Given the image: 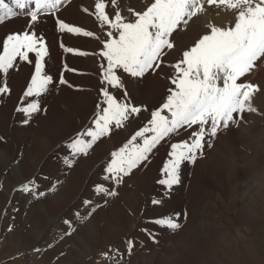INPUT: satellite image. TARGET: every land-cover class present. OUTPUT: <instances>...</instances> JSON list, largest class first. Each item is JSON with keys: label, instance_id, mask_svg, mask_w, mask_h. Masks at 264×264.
<instances>
[{"label": "rangeland", "instance_id": "obj_1", "mask_svg": "<svg viewBox=\"0 0 264 264\" xmlns=\"http://www.w3.org/2000/svg\"><path fill=\"white\" fill-rule=\"evenodd\" d=\"M98 2L105 3L108 11H116L119 8L125 12L123 17L134 20L133 13L146 10L153 0H123L120 4L112 3V0H75L62 14L42 15L47 18L40 21L41 27L50 31L55 27L57 19L70 26L79 27V20L83 18L90 20L95 29V4ZM234 19V12L223 5L210 6L205 3L203 11L189 21L186 28L178 30L170 37L174 41V49L165 57L166 63L176 62L182 50L190 47L201 35L209 33L211 25H234ZM221 20L223 21L220 23ZM7 22L9 21H5L2 26ZM20 30V25H14L11 31ZM44 30L39 34L42 37ZM64 33L67 34L66 40L63 41L64 36L57 38L60 50L62 48L63 52V47L74 50L60 53L59 57L60 64L68 71V77L64 78L66 83H59L62 74L56 78L52 76L56 82L50 84L48 90L40 96L27 99L21 94L19 99L16 98L14 111L32 102L38 103L41 110L30 117L16 111L17 116H12L14 138L13 135L6 138L5 129L0 125V145L6 139L11 141L13 138L12 143L17 150L14 158L5 167L0 162V264H128V259L136 256L148 260L152 252L158 250L161 252H156L159 261L155 264H264V160L257 164L260 168H256L255 175H248L241 182L239 191L233 190L230 178L233 172L228 163L230 155L233 156V151H239L240 146L236 145L237 149L225 136L229 134L230 129L231 134L235 133L240 123H243L246 128L256 129L257 132L250 137L253 144L248 142L252 146H247L252 148L260 143L259 137L264 135V62L262 65L257 64V74L252 75L250 72L247 79V82L254 83L261 89L252 99V105L259 114L244 113L238 124L221 130L217 137H205V147L198 153L197 160L194 163L182 164L180 185L168 190L160 185L159 180L165 178L163 165L170 158V144L190 139L187 133L191 129L161 141L149 154L150 159L144 165L133 169L116 185L111 180L104 179L107 175L104 169L111 162V153L118 151L136 131L147 126L150 111L154 106H159L161 98L166 95V84L169 82L165 80V74L173 70L165 66L159 75L148 74L144 78H131L121 73L125 88H112L101 83L102 70L107 66V62L99 56L108 32L100 42L101 45L96 44L97 48L90 50L82 48L85 41L77 42L80 38L89 37L78 35V38L73 39L70 37L74 33ZM91 33V37L97 42V33ZM0 48L2 52V43ZM81 50L87 55L77 54ZM67 53L73 59L69 65H66L65 60ZM29 57L31 63L33 62L31 74H34L35 53H29ZM80 59L85 63L79 62ZM155 80H160L162 85L158 97V92L151 98L148 96L149 99L138 100L133 97L135 93H131L130 89H136L135 83L140 88L143 84L149 86ZM129 81L132 82L130 88ZM23 84L27 90L26 80ZM8 87L15 88L14 91L19 89L18 84H10ZM102 88L121 100L127 91L131 102L148 111L134 115L120 128L113 126L110 133L101 137L86 156L81 155L73 160L66 145L70 139L92 125L99 110L98 104L106 106L103 105ZM10 91L9 89L8 93L0 94V109L5 113H8L10 106L7 99ZM64 91L84 96L87 103L81 104L80 107L79 99H65ZM73 105H78L74 108L75 116L61 119V122H66L65 125L57 123L59 134L66 138L48 152L43 161H37L38 156L49 148L40 139L36 142L34 134L47 130L45 121L49 115L56 117L58 110L55 107L60 108L63 114L69 111L67 106ZM25 120L28 122L24 123ZM2 121L0 119V123ZM4 125L8 130L12 126L7 123ZM139 141L140 138L137 142ZM262 151L264 153V146ZM243 152L245 153V150ZM1 153L0 151V160L5 159ZM252 153H248V158L241 162L254 166L257 161L255 152ZM210 154L218 161L210 163L212 170L207 172L205 162ZM21 155L26 157L25 170L19 169ZM65 161H73L72 166L68 167ZM218 166L224 168L214 169ZM89 171H92L90 175ZM221 171L224 174L221 175ZM25 184H29L30 189L34 191H21ZM98 186L115 190L118 195L112 197L99 193L96 191ZM158 199H162L163 203H152ZM85 201L89 203L86 204ZM44 202L50 216L44 211ZM37 208L43 209L46 218L52 219L47 225L43 223V239L39 241L36 240L38 232L35 231ZM174 212L180 213L178 222L182 225L175 232L151 223L152 220L161 218L162 214ZM128 240L134 241L130 253L126 245ZM89 245L96 247L90 256L84 251ZM78 248L84 250L79 251ZM82 254L84 258L80 257ZM76 255L81 261L74 257Z\"/></svg>", "mask_w": 264, "mask_h": 264}, {"label": "snow or ice", "instance_id": "obj_2", "mask_svg": "<svg viewBox=\"0 0 264 264\" xmlns=\"http://www.w3.org/2000/svg\"><path fill=\"white\" fill-rule=\"evenodd\" d=\"M115 2L112 0V3ZM63 3L64 0H0V23L20 16L31 21L22 33L8 34L2 40L3 50L0 52V74H7L18 59L28 61L29 53H35V72L24 92L25 97L40 96L54 83L53 77L45 72L44 60L49 55L45 38L32 28L39 17L55 14ZM205 3L223 5L232 10L234 25H211L209 33L201 35L190 47L182 50L176 62L166 63L165 57L174 49V41L170 37L186 28L189 21L203 11ZM95 14L111 29L99 52V56L107 62L102 70V84L119 90L125 88L121 73L131 78H144L148 74L159 75L164 66L173 70L165 74V80L169 82L166 84V95L161 98L160 105L150 111L147 126L140 128L123 147L111 153V162L104 169L107 173L104 179L119 185L133 169L150 159L149 154L161 141L191 129L187 133L190 139L170 144V158L163 165L165 178L159 183L173 190V186L182 183V164L197 160L198 153L205 147V137H217L221 130L238 124L244 113L259 114L252 105V99L261 89L242 78H246L258 61L264 62V0H153L146 10L133 13L134 20L123 17L119 12L114 20H110L105 14V3L98 2ZM55 27L61 33L84 37L93 35L60 19L55 21ZM63 50L74 51L70 47H63ZM77 54L87 55L85 52ZM59 83H66L63 76ZM8 92L5 81L0 86V94ZM101 94L106 106L98 104L99 110L92 125L66 145L73 160L86 156L101 137L110 133L113 126L120 128L134 115L148 111L131 102L127 91L123 100L104 88ZM40 110L36 102L16 108L25 117ZM65 163L71 167L73 161ZM21 191L34 189L25 184ZM96 191L112 197L118 195L117 191L102 186H98ZM152 203L162 204L163 200H153ZM179 218L178 212L162 214L161 218L151 223L175 232L182 227ZM126 245L130 253L134 241L128 240Z\"/></svg>", "mask_w": 264, "mask_h": 264}, {"label": "bare ground", "instance_id": "obj_3", "mask_svg": "<svg viewBox=\"0 0 264 264\" xmlns=\"http://www.w3.org/2000/svg\"><path fill=\"white\" fill-rule=\"evenodd\" d=\"M120 1H123V0H116L117 4H120L121 3ZM74 2H75V0H64V3L62 4V6L58 9V10H60V9H63V10H60V11L57 10L56 13L57 14H59V13L62 14L65 11V9L68 6H70L72 3H74ZM117 12H119L121 15H123V13H125L124 11H122L119 8H117L116 11L114 9H112L111 11L110 10L108 11L107 10V5L105 4V14L109 16L110 20H114L115 13H117ZM218 16H219V14H218ZM46 18H47L46 16L45 17H42V16L39 17L38 18V22L35 25V27L32 28V31L38 32L40 34V32L42 30H44L41 27L40 21H44V20H46ZM215 19H212V20H215ZM6 21H9V22L5 23L3 26H2L3 23H0V44L2 43V40L4 38H6V36L8 34L22 33L23 31L28 29V25L31 23L30 19L25 18L23 16H20V17H17V18H12V19H9V20H6ZM222 21L223 20H221L220 23ZM79 23H81V24H78V26L82 29V31L84 29V31H90V32H96L97 33L96 34L97 35V42H95L94 38H92V37H89L88 39L80 38V40H77V42H82L81 40L85 41L84 45H82V48H84V50L85 49L86 50H90V49L97 48L96 44L97 45H101L100 42L104 38L105 34L110 31V28L107 26L108 24L107 23H102L98 18L95 21V29H93L94 25L88 19L81 18L79 20ZM14 25H20L21 30L19 32L11 31V30H13V26ZM55 28L56 27H52V29L50 31L44 30V38H45L44 42H45V45H46L47 49L49 50V55H47L45 57V60H44L45 72L48 75H50V76H54L55 78L58 75L62 74L63 78H65L67 76V74H68V71L59 62L60 53H63L64 51L62 52V48L60 50L59 44H57V38H60V37L64 36L63 37L64 38L63 41H64L67 38L66 37L67 34L66 33L57 32ZM78 35L79 34H73L70 38H73V39L74 38H78ZM106 38H108V35H106ZM0 52H1V48H0ZM80 52H83V51L81 50ZM65 60H66V65L67 64L68 65L72 64V62H73V59H71V56L69 55V53H67V56L65 57ZM79 62L85 63V61L82 60V59H80ZM32 63H31V57H29L28 61H22V60L18 59L16 62H14V64L16 65L15 68L10 69L7 74H0V86H2L3 82L6 81V83L8 85H10V84H14V85L18 84V87H19V89H17V91H14L15 88H9L11 91H10L7 99L9 100V103H10L9 105L13 109L9 106L8 107V113H5V111L3 109H0V119L3 120L0 123V125L5 129L4 136L7 135L6 138L11 137V135H13L14 127H13L12 116H17L16 111H14V105L16 103V98L19 99L21 97V94L24 96V92L26 91L25 86H23L24 85L23 84L24 80H26L27 84H29L31 82V75H32L31 74L32 73L31 67H32ZM48 63L49 64L53 63V65H48ZM261 63H262L261 61L257 62V64H261ZM90 65H92V63H90ZM257 67L258 66H255L254 69L251 71L252 75L253 74L254 75L257 74V72H258ZM68 69H69V67H68ZM248 77H249L248 74H246V78H242V80L247 82L248 81L247 80ZM129 83L130 84H128L129 85L128 88H130L132 82L129 81ZM134 85L136 86V89L131 87L130 90H131V93L132 92L135 93L133 97H136V99H138V100L139 99H149V97L151 98L157 92H158L157 93V97H158L160 95V88L162 86L160 80H155L153 83L149 84V86L147 84H143L142 87H140V88L137 86L136 83ZM63 93H64L65 99H69V100L72 99V98L79 99L80 107H81V104L85 105L87 103V101H85L84 96L72 95V94H70L67 91H64ZM27 99H29V97H27ZM1 105L3 106V103ZM67 107H69V111L66 112V113H63V114H62V111L60 110V108L55 107L58 110V113H57L56 117L54 115H49L48 116V120L45 121L44 126L46 127L47 130L45 132H43V133L34 134L36 142L40 139L45 144H47V146H48L47 148H49L47 151H44L43 154H40L38 156L37 161H43V159L47 155V153L50 152L52 149L56 148L57 145H59L66 138V137H63V136H61L59 134V128H57L58 127L57 123H64V125H65L66 122L65 121L61 122V119L68 118L69 116L70 117L75 116L74 114L76 113V109H74V108L78 107V105H76V106H74V105L73 106H67ZM79 113H80V111H79ZM65 114H68V115H65ZM5 123H7L9 125H12L10 130L6 129L8 127L6 125H4ZM240 124L241 125H239L237 127V131H235V133L231 134L230 132L232 130L230 129V132H228L229 134L225 135L228 138L227 139L228 142H232V144H234L235 147H236V145L240 146L239 151H233L232 149H230L231 151H233L234 154H233V156L230 155L231 156V158L229 160L230 163H228V165L230 167H232L233 174H232V176L230 178H231V184L233 185V190H235V191H239L240 186H241V182H243V180H245V178L248 175H249V177L255 175V173L257 171L256 168L257 167H258V169L260 168L257 164L261 160L262 161L264 160V153L262 151V146H264V135L259 137L260 138V143H258V145L252 147L253 149L249 148L248 146H252L251 144H253V141L250 139V137L254 136L257 133L256 129L255 130H253V129L250 130V128H246L245 127V124L244 125H242L243 123H240ZM1 126H0V130L2 131ZM73 129H74V126H73ZM14 137L15 136L13 135V138ZM13 138L11 139V141L6 139L7 141L5 140L4 143H2V145H0V151L2 152L1 155L3 154L5 156V159L2 158L0 160V162H2V166H4V167L7 165L8 162H11V160L14 158L13 157L14 154L17 151L15 146L12 143ZM28 138H29V140L31 139L30 136ZM42 138L44 140H42ZM113 141H114V138H112V144H113ZM248 142H250L251 144H249ZM247 144H249V145L247 146ZM244 150H245V153L243 152ZM222 152H224V150ZM225 152H227V151H225ZM252 152H255V158H256L255 161H257L254 164V166H250L248 163H242L241 161H243L246 157L248 158L247 155H250L248 153H252ZM213 156H214L213 154H210V157L205 162V167H206L207 172H211V170H212V166L210 165V163H212V162L215 163L216 161H218L216 158H213ZM249 157H251V156H249ZM20 158L21 159L19 160V163H18L19 164V169L25 170L26 166H24V164L26 163V160H25L26 157L21 155ZM220 168H224V166H221ZM220 168L218 166L217 168H214V169H216V170L219 169L220 170ZM91 172L92 171H89V175H90ZM220 173H221V175L224 174L222 171ZM88 178H89V176L87 177V179ZM83 187H84V185H83ZM46 206H47L46 202H44L43 203L44 211L48 212V216H50L49 215V210H47ZM41 208H37V210H36V215H37L36 216V225L37 226L35 228V231L38 232V235L36 237V240H38V241L41 240V238L43 239V236L41 234V233H43V231L45 229L43 223H46V225H47L50 221H52L51 218H48V217L46 218L45 217V215L43 213V209H41ZM40 227H41V229H40ZM47 239H49V238L47 237ZM79 248H78L79 251H83L84 250V248H82V250L79 249ZM94 249H96V247L89 245L88 248H85L84 251H86V255L90 256V254L93 252ZM160 250H162V249H160ZM158 251H156V252H158ZM156 252H152V254L150 255L148 260L142 259V257L140 258L138 256H136L135 258H132V259H128L129 260L128 264H155V263H157V261H159V256H157L158 254ZM159 252H161V251H159ZM74 257H76L77 260L81 261L79 256L76 255ZM80 257L84 258L85 256L82 254Z\"/></svg>", "mask_w": 264, "mask_h": 264}]
</instances>
